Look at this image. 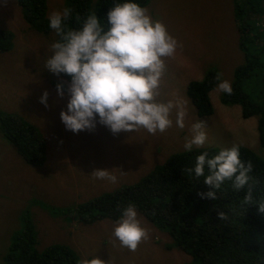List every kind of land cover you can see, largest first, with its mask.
I'll return each instance as SVG.
<instances>
[{"label": "rangeland", "instance_id": "1", "mask_svg": "<svg viewBox=\"0 0 264 264\" xmlns=\"http://www.w3.org/2000/svg\"><path fill=\"white\" fill-rule=\"evenodd\" d=\"M146 7L154 19L161 20L182 43L174 58L166 61L159 100L186 103L185 128L175 126L165 133L138 132L113 134L97 123L94 130L79 133L67 130L60 113L66 110L68 95L58 97L56 84L69 80L44 68L46 52L55 37L50 29L39 31L23 19L16 0H0V30L13 33L11 47L0 52V115L15 114L35 126L45 142L44 161L36 165L25 162L14 145L0 136V263L13 234L31 221L36 250L49 245H67L77 256L78 264L99 257L105 264H185L191 256L173 246L174 239L137 210L141 225L149 230V239L135 252L122 247L113 235L117 220L79 218L76 206L98 195L133 184L170 154L184 151L185 139L191 137V124L206 123L208 142L203 146L221 148L244 145L264 156L259 144L257 116L244 118L239 104L221 101L223 92L217 85L210 90L212 112L198 116L188 98V83L199 80L208 69L222 73L231 82L234 69L244 62L239 24L246 26L249 57L262 64L259 76L242 82L252 91L264 79V0L256 12L244 9L236 20L234 0H148ZM64 0H46L45 15L62 11ZM255 34L247 33L249 30ZM51 54L50 52L48 53ZM48 91V105L40 102ZM98 119V118H97ZM195 147V146H194ZM109 169L118 182L93 180L91 173Z\"/></svg>", "mask_w": 264, "mask_h": 264}, {"label": "trees", "instance_id": "2", "mask_svg": "<svg viewBox=\"0 0 264 264\" xmlns=\"http://www.w3.org/2000/svg\"><path fill=\"white\" fill-rule=\"evenodd\" d=\"M65 8L72 9V17L66 24L77 28L76 16L81 18L96 11L106 18L110 5L123 0H64ZM22 8L23 19L47 32L48 17L45 15L46 0H16ZM144 6L148 0H136ZM261 0H234L235 18L238 20L244 9L256 12ZM103 22V20H102ZM244 35L240 46L244 51V62L234 69L232 81L233 94L225 93L221 101L225 104L237 103L244 118L257 116L259 144L264 147V79L263 86L255 90L243 89L242 82L250 76H259L262 64L249 57L246 47V26L239 24ZM247 33L255 36L250 29ZM58 38L55 31L51 32ZM13 33L0 30V52L12 45ZM70 80V77L60 74ZM214 69L205 71L199 80L187 85L186 94L195 107L198 116L209 115L212 104L209 92L218 83ZM0 136L11 142L17 153L27 163L36 165L44 161L45 142L41 132L32 124L15 114L0 115ZM240 146V158L253 165L248 184L240 191L233 189V182L226 180L217 191L218 199L201 198V192L210 187L204 183L208 175L197 178L194 169L197 156L208 152L209 157L219 153L221 147H193L191 152L181 151L170 154L160 165L133 184L123 185L112 191L104 192L76 206L79 218L85 222L94 219L121 218L123 210L134 205L136 210L158 227L167 231L174 239L172 243L191 256L185 264H264V212L259 211V202L264 201V156L247 146ZM230 148V147H228ZM253 191L257 204L247 208L241 202L248 188ZM228 213L227 221H220L217 212ZM36 238L31 221L23 219V226L11 237L7 251L0 264H78L76 254L64 244L49 245L42 250L35 248Z\"/></svg>", "mask_w": 264, "mask_h": 264}, {"label": "clouds", "instance_id": "3", "mask_svg": "<svg viewBox=\"0 0 264 264\" xmlns=\"http://www.w3.org/2000/svg\"><path fill=\"white\" fill-rule=\"evenodd\" d=\"M8 0H4L7 5ZM72 17V9L53 11L49 27L59 39L51 43L46 52L44 68L59 76L70 77L56 84L57 95H68L66 110L60 113L67 130L79 133L92 131L97 123L106 126L115 135L120 132H138L145 129L149 134L165 133L173 127L172 113L175 110V126L185 128L186 103L181 100L158 99L166 61L174 58L182 43L168 30L166 24L154 19L146 7L136 0H123L110 5L106 18L92 11L83 18L76 16L77 28L66 24ZM103 20V22H102ZM51 53L50 55L48 53ZM218 90L233 94L230 81L217 73ZM47 90L40 102L48 105ZM98 118V119H97ZM207 125L202 120L191 124V137L185 139L184 148L191 152L193 147L201 148L208 142ZM208 175L204 183L210 187L201 192V198L218 199L217 191L226 180L233 182V189L240 191L250 180L253 170L251 161L240 158V146L224 148L209 157L208 152L197 156L194 171L197 178ZM93 180L118 182L109 169L97 168L91 173ZM257 204L249 187L241 202L242 207ZM259 211L264 212V201ZM220 221H227L228 213L217 212ZM113 235L122 247L135 252L139 244L149 239V230L141 225L134 205L123 210L114 228ZM82 264H105L99 257L84 260Z\"/></svg>", "mask_w": 264, "mask_h": 264}]
</instances>
